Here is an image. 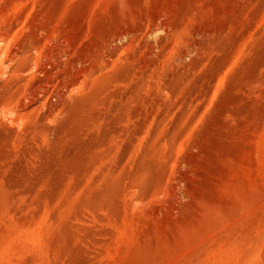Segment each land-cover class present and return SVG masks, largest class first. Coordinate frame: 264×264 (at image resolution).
<instances>
[{
	"label": "rangeland",
	"instance_id": "rangeland-1",
	"mask_svg": "<svg viewBox=\"0 0 264 264\" xmlns=\"http://www.w3.org/2000/svg\"><path fill=\"white\" fill-rule=\"evenodd\" d=\"M0 264H264V0H0Z\"/></svg>",
	"mask_w": 264,
	"mask_h": 264
},
{
	"label": "bare ground",
	"instance_id": "bare-ground-1",
	"mask_svg": "<svg viewBox=\"0 0 264 264\" xmlns=\"http://www.w3.org/2000/svg\"><path fill=\"white\" fill-rule=\"evenodd\" d=\"M47 39V38H46ZM22 60V59H21ZM26 63V62H25ZM17 64V63H16ZM19 72V71H18ZM45 85V84H44Z\"/></svg>",
	"mask_w": 264,
	"mask_h": 264
}]
</instances>
